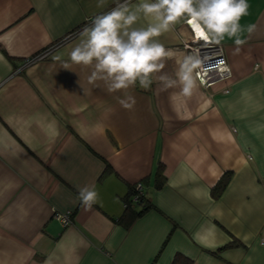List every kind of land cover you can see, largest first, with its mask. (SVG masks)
Wrapping results in <instances>:
<instances>
[{
	"label": "crops",
	"instance_id": "obj_1",
	"mask_svg": "<svg viewBox=\"0 0 264 264\" xmlns=\"http://www.w3.org/2000/svg\"><path fill=\"white\" fill-rule=\"evenodd\" d=\"M98 2L0 0V264H264V0H248L242 45H217L229 78L190 95L163 89L159 75L178 67L168 60L150 88L127 90L131 110L69 59L82 31L67 34L116 7ZM189 27L158 39L190 55ZM138 182L154 209L126 228L122 199ZM86 186L98 193L90 208ZM67 213V225L54 217Z\"/></svg>",
	"mask_w": 264,
	"mask_h": 264
},
{
	"label": "clouds",
	"instance_id": "obj_2",
	"mask_svg": "<svg viewBox=\"0 0 264 264\" xmlns=\"http://www.w3.org/2000/svg\"><path fill=\"white\" fill-rule=\"evenodd\" d=\"M104 4L105 0H99L97 6ZM249 7L248 0H116L115 8L97 15L82 30L69 59L73 64L93 67L89 83L102 81L108 93L123 91V98L117 97V101L128 110L136 101L127 90L137 84L150 88L154 74L161 73L168 60H175L178 67L175 78L167 73L159 75L163 89L180 87L184 95H190L197 86L195 73L201 60L193 55L181 58L158 38L184 20L206 41L219 45L225 38H235V44L242 45L245 41L239 38L243 31L240 21L249 14ZM254 29L250 25L247 31L252 33ZM97 197L94 188L79 190L86 208Z\"/></svg>",
	"mask_w": 264,
	"mask_h": 264
},
{
	"label": "built area",
	"instance_id": "obj_3",
	"mask_svg": "<svg viewBox=\"0 0 264 264\" xmlns=\"http://www.w3.org/2000/svg\"><path fill=\"white\" fill-rule=\"evenodd\" d=\"M190 26L189 24H187ZM189 38L183 40L184 48L189 52L190 55L196 56L201 60V66L196 70V81L203 88H208L218 81L229 78L230 72L227 67L225 58L222 53V49L212 43L206 41L197 34L193 26H190ZM49 50L44 53L37 55L33 59L25 61L24 65L43 59L47 56ZM136 189L140 190V186L137 185ZM55 219L61 222L63 225L69 223V213L60 215L55 214Z\"/></svg>",
	"mask_w": 264,
	"mask_h": 264
},
{
	"label": "trees",
	"instance_id": "obj_4",
	"mask_svg": "<svg viewBox=\"0 0 264 264\" xmlns=\"http://www.w3.org/2000/svg\"><path fill=\"white\" fill-rule=\"evenodd\" d=\"M90 23L91 22H86L83 26H80L76 30L67 34V36L69 35L68 37H70V36H74V35L78 34L86 26H90L91 25ZM63 39L64 38H61L60 40L54 42L53 44H51L47 48H44L40 52H37L36 54H34L29 59H33V58L37 57V55H40V54L44 53L45 51L54 48L56 45L65 42V40H63ZM110 172H111V168L109 167V165L105 164V167L102 171V174L100 175V179L103 178L104 176H106ZM228 178H229V173H224L223 177L221 178L222 180L220 179V181H218V183L211 189V192H212L214 199L219 198L221 192L225 189ZM164 184H165V177L163 176L162 168L159 167L157 169L155 177H154V185H153L154 189L159 190L163 187ZM137 185L140 186V190L136 189ZM122 203H123L124 212H123V215L121 216L120 220L124 221V226L126 228H129L131 226V224L136 219L142 217L147 212L154 209V206L151 203L150 199L147 197V194H146L145 189L143 188L141 182L132 184L128 187L127 194L122 199ZM234 246H236L235 242H233L231 244H227L226 246L220 248L217 251L220 252L222 250L232 248ZM213 254L216 256L217 252H214ZM188 264H191V262Z\"/></svg>",
	"mask_w": 264,
	"mask_h": 264
},
{
	"label": "bare ground",
	"instance_id": "obj_5",
	"mask_svg": "<svg viewBox=\"0 0 264 264\" xmlns=\"http://www.w3.org/2000/svg\"><path fill=\"white\" fill-rule=\"evenodd\" d=\"M195 29V28H194ZM197 34H199L198 32H197Z\"/></svg>",
	"mask_w": 264,
	"mask_h": 264
},
{
	"label": "snow or ice",
	"instance_id": "obj_6",
	"mask_svg": "<svg viewBox=\"0 0 264 264\" xmlns=\"http://www.w3.org/2000/svg\"><path fill=\"white\" fill-rule=\"evenodd\" d=\"M199 36H200V34H199ZM201 37V36H200Z\"/></svg>",
	"mask_w": 264,
	"mask_h": 264
}]
</instances>
